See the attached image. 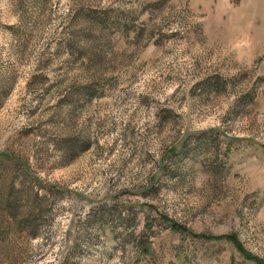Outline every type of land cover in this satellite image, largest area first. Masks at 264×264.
Segmentation results:
<instances>
[{
    "label": "rangeland",
    "instance_id": "obj_1",
    "mask_svg": "<svg viewBox=\"0 0 264 264\" xmlns=\"http://www.w3.org/2000/svg\"><path fill=\"white\" fill-rule=\"evenodd\" d=\"M256 261L264 0H0V264Z\"/></svg>",
    "mask_w": 264,
    "mask_h": 264
},
{
    "label": "trees",
    "instance_id": "obj_2",
    "mask_svg": "<svg viewBox=\"0 0 264 264\" xmlns=\"http://www.w3.org/2000/svg\"><path fill=\"white\" fill-rule=\"evenodd\" d=\"M161 220H165V218L161 217ZM171 225L174 226V227H176V228L178 227V226H175L173 223ZM256 264H261V263H259V262L256 261Z\"/></svg>",
    "mask_w": 264,
    "mask_h": 264
}]
</instances>
